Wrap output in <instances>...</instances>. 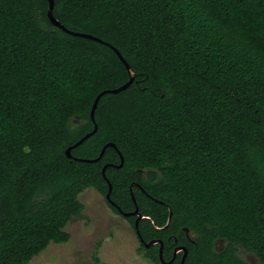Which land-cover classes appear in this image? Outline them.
<instances>
[{
    "label": "trees",
    "instance_id": "trees-1",
    "mask_svg": "<svg viewBox=\"0 0 264 264\" xmlns=\"http://www.w3.org/2000/svg\"><path fill=\"white\" fill-rule=\"evenodd\" d=\"M54 1L67 29L102 42L53 25L48 0H0V264L70 242L80 195L109 192L106 164L110 208L134 211V184L139 235L166 262L187 227L185 264H247L241 249L264 264V0ZM111 46L135 81L101 97L72 154L118 150L70 159L97 96L130 80ZM160 247L140 248L162 264Z\"/></svg>",
    "mask_w": 264,
    "mask_h": 264
},
{
    "label": "rangeland",
    "instance_id": "rangeland-1",
    "mask_svg": "<svg viewBox=\"0 0 264 264\" xmlns=\"http://www.w3.org/2000/svg\"><path fill=\"white\" fill-rule=\"evenodd\" d=\"M80 200L85 205V217L74 219L66 227L70 242L51 244L29 264H153L141 251L133 225L116 214L103 195L91 188L80 195ZM217 243L218 251L224 249L218 247L225 242ZM241 256L246 260L245 253ZM255 264L261 263L256 259Z\"/></svg>",
    "mask_w": 264,
    "mask_h": 264
},
{
    "label": "water",
    "instance_id": "water-1",
    "mask_svg": "<svg viewBox=\"0 0 264 264\" xmlns=\"http://www.w3.org/2000/svg\"><path fill=\"white\" fill-rule=\"evenodd\" d=\"M49 1V10H48V17L50 19V21L52 22L53 25H55L56 27L64 30L65 32L69 33V34H72V35H75V36H79V37H84V38H88V39H91V40H96V41H99V42H102V40L92 36V35H89V34H84V33H79V32H73V31H70L69 29H67L55 16H54V8H55V1L54 0H48ZM112 49L117 53V55L120 57V59L122 60V62L125 64L127 70L129 71V74H130V80L123 86H121L120 88L118 89H114V90H107V91H104L102 92L100 95L97 96L94 104H93V107H92V110H91V120L92 122L95 124V128L92 132L88 133L86 136H84L81 140H79L76 144H74L73 146L69 147L66 151V154L68 156V158L70 159H74V160H81V159H77L73 156L72 154V150L78 146H80L83 142H85L88 138L92 137L93 135H95L99 129L98 127V124L96 123V117H95V114H96V110H97V107H98V104L100 102V99L102 96H104L105 94H108V93H112V94H118L122 91H125L127 90L135 81V74L133 73L132 69H131V66L130 64L126 61V59L123 57V55L121 54V52L111 46ZM75 123H80V121L78 120H75ZM108 147H113L115 148L116 150H118L116 144L114 143H108L104 146V148L102 149V152L100 153L99 157L96 158V159H93V160H81V161H86V162H89V163H96L98 161H100L104 155H105V152L107 150ZM119 154H120V157H121V163L119 165H113L114 167L116 168H122L124 166V163H125V158L123 156V154L118 151ZM112 166L111 164H106L104 167H103V175L105 177V179L107 180L108 182V185H109V192L107 193L106 195V199L108 200V202H110L113 206H116V204L112 201L111 199V194H112V190H113V186H112V183L110 181V179L107 178V175H106V171L107 169ZM133 187H134V184L131 185V193H132V198H133V201L136 205V210L132 211V212H129V213H122L124 217H132V216H137V220L135 222V229L138 231L139 233V224H140V221L144 218V216L140 213V208L138 206V203H137V200H136V197L134 195V191H133ZM119 209V207H117ZM120 210V209H119ZM172 218V212L170 213V216H169V222ZM186 231L189 232V228H186ZM144 242V241H143ZM217 242H223V240H218ZM157 244H160L161 247H160V259H161V262L162 264H172L178 254L179 251H184V258H183V261H182V264L185 263V260L188 256V249L186 247H181V248H177L176 251H175V257L173 260H171L170 262H166L165 259H164V243L162 240H153L149 243H145V247L147 249L157 245ZM217 250V249H216Z\"/></svg>",
    "mask_w": 264,
    "mask_h": 264
},
{
    "label": "flooded vegetation",
    "instance_id": "flooded-vegetation-1",
    "mask_svg": "<svg viewBox=\"0 0 264 264\" xmlns=\"http://www.w3.org/2000/svg\"><path fill=\"white\" fill-rule=\"evenodd\" d=\"M145 194H147V192L144 190V188L140 185V184H136ZM116 207V206H115ZM135 210H136V205H135ZM171 213V212H170ZM143 215V214H142ZM121 216H123V214L121 215ZM144 216V215H143ZM170 216V215H169ZM135 218H136V220H137V216H134ZM126 218V217H125ZM144 218H148V217H146V216H144ZM143 218V219H144ZM136 220H135V222H136ZM186 228L187 227H182L181 229H180V231H179V233H178V236L179 237H183V235H184V237L186 238L185 239V241H186V243H188V244H179V240H178V237H176V236H170V238H169V240H171V239H173L174 240V242H175V247H174V251H173V257H172V259L171 260H173L174 259V257H175V251H176V249L177 248H181V247H186L187 249H188V255H189V247H188V245H191V244H193V245H196V234L194 233V232H192L190 229V231L189 232H187L186 231ZM134 230H135V233H136V235H137V237H138V239H139V242H140V244H141V246H144L145 247V243L146 242H143V240L141 239V236L139 235V233H138V231L135 229V226H134ZM219 243H221V242H219ZM223 244H224V241L222 242ZM218 243L216 242V245H217ZM222 244V245H223ZM216 245H215V247H216ZM225 247H226V243L224 244V246L222 247V246H220V247H218V248H224L225 249ZM146 248V247H145ZM147 249V248H146ZM224 249H222V250H219V251H223ZM218 251V250H217ZM242 253H245L246 255H247V257H246V260H244L243 258H242V256H241V254ZM237 255L242 259V260H244L247 264H249V261L250 262H252L253 264H255L256 263V259H257V261L259 260L258 258H256L255 257V255H251V253H248L247 251H245V250H239L238 252H237ZM188 257V256H187ZM183 258H184V251H179L178 252V254H177V256H176V258H175V260L174 261H176L177 259L179 260V262H180V264H182V261H183ZM170 260V261H171ZM186 260H187V258H186ZM186 260H185V262H186ZM169 261V262H170ZM260 261V260H259ZM168 263V262H167ZM261 263V262H260ZM185 264V263H184Z\"/></svg>",
    "mask_w": 264,
    "mask_h": 264
},
{
    "label": "clouds",
    "instance_id": "clouds-1",
    "mask_svg": "<svg viewBox=\"0 0 264 264\" xmlns=\"http://www.w3.org/2000/svg\"><path fill=\"white\" fill-rule=\"evenodd\" d=\"M27 151V149H25Z\"/></svg>",
    "mask_w": 264,
    "mask_h": 264
}]
</instances>
